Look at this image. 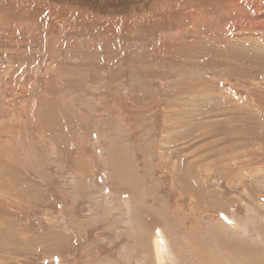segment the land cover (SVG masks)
<instances>
[{
	"label": "rangeland",
	"instance_id": "1",
	"mask_svg": "<svg viewBox=\"0 0 264 264\" xmlns=\"http://www.w3.org/2000/svg\"><path fill=\"white\" fill-rule=\"evenodd\" d=\"M0 264H264V0H0Z\"/></svg>",
	"mask_w": 264,
	"mask_h": 264
},
{
	"label": "bare ground",
	"instance_id": "2",
	"mask_svg": "<svg viewBox=\"0 0 264 264\" xmlns=\"http://www.w3.org/2000/svg\"><path fill=\"white\" fill-rule=\"evenodd\" d=\"M166 249V248H165ZM163 253V252H162Z\"/></svg>",
	"mask_w": 264,
	"mask_h": 264
}]
</instances>
